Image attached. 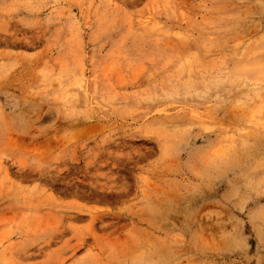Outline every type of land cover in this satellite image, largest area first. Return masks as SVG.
I'll return each mask as SVG.
<instances>
[{
  "label": "rangeland",
  "instance_id": "1",
  "mask_svg": "<svg viewBox=\"0 0 264 264\" xmlns=\"http://www.w3.org/2000/svg\"><path fill=\"white\" fill-rule=\"evenodd\" d=\"M0 264H264V0H0Z\"/></svg>",
  "mask_w": 264,
  "mask_h": 264
}]
</instances>
